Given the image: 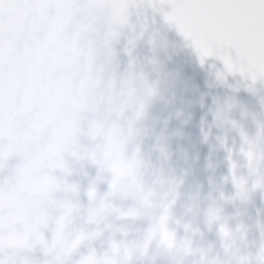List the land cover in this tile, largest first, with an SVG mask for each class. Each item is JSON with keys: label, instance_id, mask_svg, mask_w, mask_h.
Here are the masks:
<instances>
[{"label": "clouds", "instance_id": "1", "mask_svg": "<svg viewBox=\"0 0 264 264\" xmlns=\"http://www.w3.org/2000/svg\"><path fill=\"white\" fill-rule=\"evenodd\" d=\"M156 6L155 0H111L87 33L73 18L66 32L79 29L82 35L50 61L52 94H45L31 116V105L15 113L11 125L5 110L0 126L4 264H26L21 254L38 247L50 258L45 264H69L81 247L89 251L77 264H264V223L246 222L254 195L264 200V123L257 120V134L249 137L231 119L230 109L213 114L218 127L238 129L242 143L234 150L221 139L228 171L217 178L209 163L206 191L192 174L195 160L190 163L187 152L178 157L187 167L173 162L172 140L181 133L168 131L171 116L163 113L175 103L178 76L160 60L166 40H153L152 55L145 58L132 57L134 45L128 48V66L119 70L116 45L136 27L130 9L137 10L143 33L149 28L145 11ZM197 55L203 65L207 57L202 62ZM217 79L225 83L226 75L217 73ZM22 139L27 148L18 146ZM41 157L47 160L44 175L52 194L29 224L10 207L9 193ZM88 168H95L96 176L84 205L73 177ZM105 183L107 191L101 194L98 186ZM229 184L232 191L226 193ZM45 232L51 233L50 241ZM98 241L106 245L102 255L94 247Z\"/></svg>", "mask_w": 264, "mask_h": 264}, {"label": "water", "instance_id": "2", "mask_svg": "<svg viewBox=\"0 0 264 264\" xmlns=\"http://www.w3.org/2000/svg\"><path fill=\"white\" fill-rule=\"evenodd\" d=\"M111 0H5L3 4L4 20L0 24V126H2L5 110L11 125L15 113L31 105V116L41 106L45 94L54 91L50 79V61L66 53L67 48L80 40L82 32H66L67 25L73 18L79 23L83 33L91 31L97 15ZM140 3V0H136ZM156 8L145 11L149 28L141 31L137 23V10L132 12L131 21L136 27L127 30L116 45V55L119 70L123 71L130 59L127 49L133 47L131 56L145 58L152 55V42L158 37L166 40L167 51L160 54V60L166 71L178 76L174 89L176 97L173 106L164 111L165 116H171L168 131H178L179 137L172 140L173 162L187 167L181 157L187 152L189 162L195 160L192 174L198 177L207 191L209 172L205 168L209 163L216 169V176L227 174V151L220 147L221 139H226L227 148L238 150L242 143L238 129L231 125L223 128L214 123L213 114L218 110L230 109V117L249 137L257 134V120L264 123V80L255 83L239 72L228 75L224 62L217 55L208 56L203 65L198 58V50L191 37L186 38L175 23L169 28L164 23V15L172 12L169 4L160 5L155 0ZM144 16L140 17V21ZM186 38V40H185ZM129 41L133 44L130 45ZM233 60L236 59L234 49L229 50ZM217 73L226 75V82L217 79ZM156 112L161 109L157 107ZM182 115L177 116L176 113ZM208 133L205 142L204 134ZM20 148H27V139L17 141ZM47 160L43 157L35 161L24 172L19 186L9 193V205L18 214L27 217L26 223L31 224L33 213L39 215L47 206L51 186L45 180ZM73 180L81 186L80 200L87 205L86 190L89 182L96 176L95 168L85 170ZM2 179V177H0ZM99 192L107 191V184H100ZM231 184L227 185L226 193H231ZM3 192H0V204ZM229 212L234 210L229 208ZM250 217V219H248ZM246 222L254 224L257 219L264 223V200L260 193L253 197V203L248 206ZM39 227V225H37ZM42 230V229H41ZM51 240V233H44ZM255 230L253 229V237ZM97 254L102 255L106 245L96 242ZM89 249L81 247L72 257L69 264H77L82 255H87ZM251 251L254 253L255 248ZM26 264H45L50 259L38 247L30 254H21ZM88 264H97L90 260Z\"/></svg>", "mask_w": 264, "mask_h": 264}, {"label": "snow or ice", "instance_id": "3", "mask_svg": "<svg viewBox=\"0 0 264 264\" xmlns=\"http://www.w3.org/2000/svg\"><path fill=\"white\" fill-rule=\"evenodd\" d=\"M0 0V24L3 4ZM172 7L165 14L181 34L191 37L204 57L217 55L228 72L264 80V0H158ZM234 49L236 59L230 51ZM0 264H4L0 261ZM25 264V262H21Z\"/></svg>", "mask_w": 264, "mask_h": 264}]
</instances>
